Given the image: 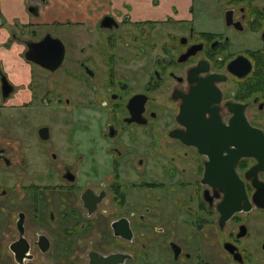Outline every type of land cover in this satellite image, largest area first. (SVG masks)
Returning <instances> with one entry per match:
<instances>
[{
	"label": "flooded vegetation",
	"instance_id": "obj_1",
	"mask_svg": "<svg viewBox=\"0 0 264 264\" xmlns=\"http://www.w3.org/2000/svg\"><path fill=\"white\" fill-rule=\"evenodd\" d=\"M105 3L78 25L75 56L28 62L44 82L33 74L30 106L0 121V264H264L251 201L264 169L239 155L260 139L264 157V0H189L184 17L136 22ZM225 169L247 205L219 226Z\"/></svg>",
	"mask_w": 264,
	"mask_h": 264
},
{
	"label": "crops",
	"instance_id": "obj_2",
	"mask_svg": "<svg viewBox=\"0 0 264 264\" xmlns=\"http://www.w3.org/2000/svg\"><path fill=\"white\" fill-rule=\"evenodd\" d=\"M103 0H0V72L13 87L6 99L0 97V121L10 125L17 114L31 104L32 66L23 59V40L44 34L43 27L59 26L70 30L66 39L82 22L94 15L93 6ZM104 11L127 13L132 22L159 20L177 10L176 17L186 16L189 0H106ZM35 7L34 13L28 12ZM67 27V28H66ZM63 32V31H62ZM77 33V32H76Z\"/></svg>",
	"mask_w": 264,
	"mask_h": 264
},
{
	"label": "water",
	"instance_id": "obj_3",
	"mask_svg": "<svg viewBox=\"0 0 264 264\" xmlns=\"http://www.w3.org/2000/svg\"><path fill=\"white\" fill-rule=\"evenodd\" d=\"M36 10L35 7H29L28 12L34 13ZM109 20L111 18H108ZM22 44L25 47L23 53V59L27 62H30L42 69L53 71L57 68L63 58L64 47L60 40L57 38L51 37L49 34L43 35L40 39L36 41H23ZM12 92V86L7 82L5 76L0 74V95L4 99ZM243 147V146H242ZM239 148L240 151L246 150L245 154L239 155H253L257 159V169H264L260 166H264V157H263V143L258 139L256 145L248 147L247 149ZM242 153V152H240ZM224 175V196L217 207L219 213L218 224L222 226L230 216L239 210V202L243 201L244 210H246L247 200L243 192V187L241 181L238 177L231 172L230 175L227 173ZM254 171H256L254 169ZM246 178H249V174L246 173ZM253 187L256 189L251 197L252 203L260 208L264 209V185L259 183L255 177L253 179ZM255 185V186H254ZM244 234L243 228H241L239 236ZM224 248L229 252H233V247L229 244L224 245ZM10 249L16 253V260L19 261L23 258L24 252L26 251L25 246L22 243H14L10 246ZM90 262L92 264H117L120 261L119 256H109L104 259L97 258V262L90 257Z\"/></svg>",
	"mask_w": 264,
	"mask_h": 264
},
{
	"label": "rangeland",
	"instance_id": "obj_4",
	"mask_svg": "<svg viewBox=\"0 0 264 264\" xmlns=\"http://www.w3.org/2000/svg\"><path fill=\"white\" fill-rule=\"evenodd\" d=\"M197 3L199 5H201L202 4V0H197ZM27 11H28V9H27ZM200 11H201V8L198 10V15H199ZM197 17H199V16H197ZM43 29H44V33L45 34L48 33V32L51 33L53 36L58 38L63 43V45L66 47V49L69 48L68 49L69 58H72L73 56H75V54L73 52V50H74L73 49V45L76 42V37H77V34H78L77 31H75V33L70 37V39H66V37H65L66 35L62 36V33L67 34L68 32H71L69 29L64 31L63 30L64 28H61L59 26L47 27V28L43 27ZM33 69H34L33 74H34V76L36 75L35 80L37 82H40V84L42 85V83L44 82V70H42V69H40V68H38L36 66H34ZM36 92H37V95L41 96L42 88L39 87V89H36ZM17 114H18V112H17ZM41 122H42V120H41ZM41 122L39 121V123H41ZM0 178H1V175H0ZM11 183H12L11 181L7 182V181H5V179L1 178L0 187L7 188ZM252 217H254V219H255V224L254 225H256L257 227L263 228V226H264L263 225L264 224V211L257 210L255 212H253ZM227 225L224 228L225 232H227V230L229 228V225L228 226ZM249 228H251V227L249 226ZM216 235H217V231L215 230V228H212V227L209 228L208 234H207L208 240L209 241L213 240L214 238H216ZM7 242H8V238H3L2 236H0V251L2 250L1 244L4 246L5 244H7ZM72 248L75 249L74 247H72ZM221 251L222 250H220V252ZM70 256L74 258V262L76 264H86V259L83 258V257H80L78 252H75V253L72 252V253H70ZM10 262H11V259L9 258V259L5 260L4 264L5 263L6 264H10ZM47 262H48L47 264H53V259H48ZM227 263L229 264V262H227Z\"/></svg>",
	"mask_w": 264,
	"mask_h": 264
}]
</instances>
